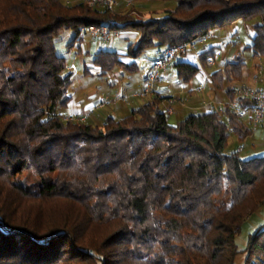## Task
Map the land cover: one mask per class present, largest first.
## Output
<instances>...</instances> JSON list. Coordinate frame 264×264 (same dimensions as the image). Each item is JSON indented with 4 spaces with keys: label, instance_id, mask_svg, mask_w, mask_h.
Listing matches in <instances>:
<instances>
[{
    "label": "trees",
    "instance_id": "trees-1",
    "mask_svg": "<svg viewBox=\"0 0 264 264\" xmlns=\"http://www.w3.org/2000/svg\"><path fill=\"white\" fill-rule=\"evenodd\" d=\"M161 1L177 6L143 20L87 1L0 0V264H240L243 252L241 264H264V225L244 251L237 244L264 205V155L227 152L232 134L251 133L228 105L173 125L155 96L102 124L64 121L73 74L58 42L67 30L69 49L84 27L138 30L125 54L137 59L254 21L250 50L264 57V0ZM125 55L99 52L100 75L131 70ZM178 67L185 82L199 71ZM243 68L237 56L217 74L238 81Z\"/></svg>",
    "mask_w": 264,
    "mask_h": 264
},
{
    "label": "crops",
    "instance_id": "crops-1",
    "mask_svg": "<svg viewBox=\"0 0 264 264\" xmlns=\"http://www.w3.org/2000/svg\"><path fill=\"white\" fill-rule=\"evenodd\" d=\"M81 1L87 0H77L76 2ZM156 1L161 2V0H119L114 12L121 16L129 13L133 14L132 16L137 14L143 20L165 18L167 16V7L157 10L153 6ZM70 2L72 1H68V3ZM164 5H167V3L165 2ZM121 33L120 37L112 40L110 46L105 44L102 39H92L90 36H88L90 37V41L86 42L87 35L79 42L80 52L85 53L86 56L91 55L95 51L93 57L88 58V62H84L83 75L85 78L88 76L100 77V79L105 77L110 88L104 91L99 87L91 88L86 85L84 95L80 96V98L75 93L71 94L72 100L67 108L62 109L63 115H89L86 122L102 124L107 117H124L132 109L138 108L153 97L158 96L165 98L161 103V107L167 110L169 119L170 116L175 115L178 120H181L189 114L210 112L211 109L223 112L232 100L240 98L237 91L243 86L250 89L264 87V57H256L250 50V46L256 35L254 21H235L225 28L213 30L205 36V39L198 42V50L202 53L211 52L215 58L214 64L212 66L203 65L201 58H198L196 53L192 51L179 56L174 65L164 73L161 83L156 88V92L148 97H141L139 95L140 90L145 85L149 66L148 61L155 59L165 47L149 49L143 56L137 59H131L128 56H125L127 58L123 57L126 63L133 64L132 69L129 70L132 74L128 77L129 81L127 82L124 79L127 78L126 74L128 72L118 67L113 69L109 74L102 76L99 74L101 70L98 71L99 68L95 64V59L99 52L109 49L125 55L131 47H136L141 39L140 31L135 29L121 30ZM237 56H243L244 58L241 79L233 82H227L226 79L221 81L219 78L220 74H217V72H223L227 64L236 61ZM181 62L199 68L197 75L189 82H185L179 75L178 64ZM138 72H140L141 76L137 81V87H135L133 84H136L134 82L136 78L132 75ZM219 83L221 84L220 86H218ZM228 88L233 89L234 96L228 93ZM104 96L110 97L111 103L99 107ZM242 123L251 133L246 137L232 134L240 142H243V145H238V147L232 149L228 143L227 152L229 153L239 152V148L241 146L244 147L246 141L264 139V124L257 127H249L244 122ZM252 145L256 148L254 143ZM258 146L262 148L264 143L260 142ZM243 151L244 149L241 152ZM256 156H259L257 152L252 157Z\"/></svg>",
    "mask_w": 264,
    "mask_h": 264
},
{
    "label": "built area",
    "instance_id": "built-area-1",
    "mask_svg": "<svg viewBox=\"0 0 264 264\" xmlns=\"http://www.w3.org/2000/svg\"><path fill=\"white\" fill-rule=\"evenodd\" d=\"M118 2L119 0H88V5L94 9H109L113 11ZM81 33L85 36L91 34L95 38H100L108 46L111 45L114 38L120 37L122 34L119 29H111L106 25L84 27ZM203 39H205V37L189 41L183 45L165 47L155 59L149 60L145 85L140 90L139 95L141 97L153 95L156 92L158 84L161 83L164 73L174 65L179 56L185 55L188 52H195L198 58L204 57L206 66H212L215 62L214 56L208 55L205 57L204 54L198 50V42ZM237 93L241 98L248 100L250 104L241 105L237 100H234L228 104V109L249 127L263 125L264 87L260 89H250L243 86L238 89ZM105 100L101 103V106L105 105L107 102V100ZM214 111L217 110L211 109L210 112ZM63 118L64 121L86 122L89 115L67 116ZM243 149L244 147L241 146L238 151L241 152Z\"/></svg>",
    "mask_w": 264,
    "mask_h": 264
},
{
    "label": "rangeland",
    "instance_id": "rangeland-1",
    "mask_svg": "<svg viewBox=\"0 0 264 264\" xmlns=\"http://www.w3.org/2000/svg\"><path fill=\"white\" fill-rule=\"evenodd\" d=\"M63 1L66 3H68V1H72V2L68 3L70 5H74V4L78 3V2H76L77 0H63ZM87 3H88V0H87ZM164 3H165L164 1H161V2L156 1V3H154L153 6L155 8H157V10L162 9L163 7H167V10L168 9H175L177 6V3L174 1L166 2L167 5H164ZM113 12H114V10H113ZM132 15L133 14L129 13L125 16L140 18L137 14H135L134 16H132ZM73 34L74 33L72 30L65 31L64 34L62 35V37L60 38L59 42H58V53H59V55L66 57L67 63H68V71L72 72V74H73V84L70 88V94L75 93V95H78L77 97L80 98V96L84 95L86 85L91 87V88H98L99 87L100 89L107 91V89L110 87H109V84L106 81L105 77H103L102 79H100V77H92V76H88L85 78V76L83 75L84 62H86V61L88 62V60H89L88 58H92L93 53L95 51L91 55L86 56L85 53L80 52L79 43H75V45L71 49H69L68 45H70V43L72 41ZM88 36H90L92 39H97V38L93 37L91 34H87V37L85 39L86 42L90 41V37H88ZM98 39H100V38H98ZM125 56H127V55H125ZM125 56H123V57L126 58ZM118 68L124 70L123 68H120V67H118ZM100 70L101 69H98V71H100ZM112 70L106 72L105 75L112 72ZM125 72H128L126 74L127 78L126 79L123 78V79L125 82H127V81H129L128 77H130L132 73H130L129 70H125ZM101 73H102V71L99 74H101ZM132 76L134 78H136L135 80L134 79H131V80H134V82L136 84H133V85L135 87H137V81L141 76L140 72L133 73ZM113 77H114V75H113ZM149 96H151V95H149ZM105 99L107 100L105 105L111 103V99L108 96L102 97L101 101L103 102ZM99 107H102V106L99 105ZM63 117H67V115H63ZM169 120H170V123L173 125H176L179 121L175 115L170 116ZM260 142L264 143V139L258 140V141L249 140V142L246 141L245 145H244V147H245L244 151L240 153V156L243 159L247 160V159H250L254 155L255 152H257L259 156L264 155V146L262 148H260L258 146ZM252 143H254L256 145V148L254 147V145H252ZM238 145H243V142H240L234 135H232L229 139V146L232 149H235V147H238ZM259 153H261V154H259ZM263 225H264V205L261 206L257 210V212H255L244 223L242 232L237 237V244H238L240 250L244 251L247 248L248 239H249L250 234H253L260 226H263ZM245 258H246L245 253L244 252L241 253L237 258L238 263L241 264L245 260Z\"/></svg>",
    "mask_w": 264,
    "mask_h": 264
}]
</instances>
